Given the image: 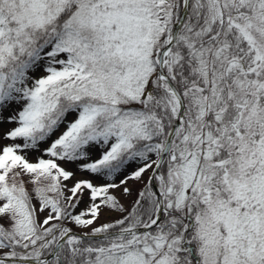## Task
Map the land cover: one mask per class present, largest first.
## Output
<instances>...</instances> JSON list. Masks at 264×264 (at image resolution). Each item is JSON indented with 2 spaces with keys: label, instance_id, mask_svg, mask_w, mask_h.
<instances>
[{
  "label": "snow or ice",
  "instance_id": "1",
  "mask_svg": "<svg viewBox=\"0 0 264 264\" xmlns=\"http://www.w3.org/2000/svg\"><path fill=\"white\" fill-rule=\"evenodd\" d=\"M0 264H264V0H0Z\"/></svg>",
  "mask_w": 264,
  "mask_h": 264
},
{
  "label": "rangeland",
  "instance_id": "2",
  "mask_svg": "<svg viewBox=\"0 0 264 264\" xmlns=\"http://www.w3.org/2000/svg\"><path fill=\"white\" fill-rule=\"evenodd\" d=\"M7 141H4V143H6ZM81 207H84V205H81Z\"/></svg>",
  "mask_w": 264,
  "mask_h": 264
}]
</instances>
